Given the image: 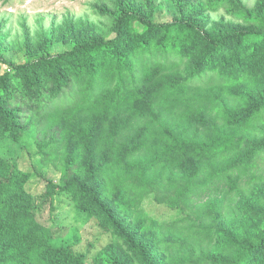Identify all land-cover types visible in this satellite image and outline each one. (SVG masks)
<instances>
[{"label":"trees","instance_id":"trees-1","mask_svg":"<svg viewBox=\"0 0 264 264\" xmlns=\"http://www.w3.org/2000/svg\"><path fill=\"white\" fill-rule=\"evenodd\" d=\"M114 32L23 64L0 51V144L42 135L43 157L62 162L48 195L72 194L112 230L126 248L117 264H167L162 253L179 244L193 264H264V237L245 241L264 213L247 206L241 185L264 159V26L207 33L121 2ZM30 179L0 155V264H84L53 244L40 208L16 201ZM219 182L229 189L194 216L154 229L143 207L154 186L180 211Z\"/></svg>","mask_w":264,"mask_h":264},{"label":"rangeland","instance_id":"rangeland-1","mask_svg":"<svg viewBox=\"0 0 264 264\" xmlns=\"http://www.w3.org/2000/svg\"><path fill=\"white\" fill-rule=\"evenodd\" d=\"M121 2L156 22L192 20L207 33L264 26V0H0V51L23 64L48 52L57 55L75 41L112 39ZM7 68L0 64V73ZM21 111L22 116L31 114L26 105ZM43 141L42 135L32 129L19 142L5 139L0 144V155L31 175L25 193L17 196L16 201L40 208L38 218L50 227L56 247L71 250L85 259L84 264H117L115 261L126 248L117 247L114 232L104 227L95 214L84 213L77 207L72 194L57 188L52 197L48 195L49 183L61 182L62 162L60 155L49 154L48 160L43 157ZM253 178L257 179L255 183L264 180V159L241 180L247 206L264 213V182L248 186ZM228 189L225 182H219L205 195L195 196L191 203L182 204L181 210L175 211L160 203L166 194L154 186L143 207L148 217L157 222L155 229L160 223L171 224L194 216L200 203ZM256 221L259 225L246 235L245 241L257 243L264 237V219ZM238 227L241 228L239 224ZM228 230L230 235L234 234ZM160 237L161 241L167 238ZM184 247L187 252L194 251L192 247ZM162 255L167 264L196 262L180 244Z\"/></svg>","mask_w":264,"mask_h":264}]
</instances>
